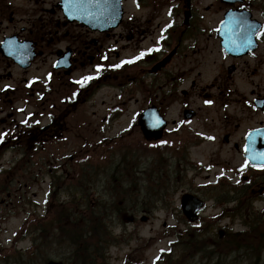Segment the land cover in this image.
I'll return each instance as SVG.
<instances>
[{
  "label": "flooded vegetation",
  "instance_id": "obj_1",
  "mask_svg": "<svg viewBox=\"0 0 264 264\" xmlns=\"http://www.w3.org/2000/svg\"><path fill=\"white\" fill-rule=\"evenodd\" d=\"M122 6L120 22L117 25L109 23L105 31L69 20L61 0H56L49 10L50 19L48 9H45L40 17L29 18L27 24L19 28L13 24L15 13L4 11L0 6V17L8 22L9 29L0 36V62L4 58L7 64L17 67L1 52L3 42L10 37L11 46L31 43L36 54L33 65L49 52L53 54V60L68 59L71 63L68 69L53 71L51 79L31 75L23 80L21 95L32 106L30 116L26 123L19 125L15 123L16 112L0 119L8 137L0 140V147L25 148L29 179L23 193L28 194V189L32 191L33 188L57 192L60 189L50 183V141L56 138L62 141L67 133L81 125H92L85 119V114H81L85 111L81 106L92 103L100 89H115L119 101L109 107L105 118L113 127L124 117L123 105L127 103H123L124 96L128 101L142 100L133 121L142 140L137 119L143 110L154 105L167 121L162 137L154 142L161 153L170 149L179 168L188 167L184 162H189L201 172L211 171L213 167L221 169L216 172L214 181L220 193L219 217H227L230 222L221 227L218 238L227 241L234 234L230 227L235 221L250 227L257 223L258 216L264 217V167L254 166L245 155L250 133L264 130V35H261L264 32V0H122ZM109 15L112 14L109 12ZM224 40L236 47L235 54L225 51ZM210 50H217L221 60L230 63L207 75L204 67L218 63L214 55L208 57ZM30 69L21 70L28 72ZM84 77L92 79L77 83ZM11 78L12 73H2L0 65V100L9 92H18L16 85H1L3 79ZM54 80L58 82L60 106L54 109L56 117L44 124L42 114L47 108L39 105L45 103L49 82L53 87ZM195 99L200 100L197 107L192 106ZM214 114L220 116L213 117ZM95 115L94 111L92 116ZM218 122L222 127H213ZM216 130L223 132L221 137L217 136ZM17 132L18 141L13 142ZM217 140L231 148L225 156L222 150L214 152L208 169L202 160L194 161L193 149ZM70 159L65 163H75L78 157L71 156ZM65 167L63 165L60 173L69 176L70 170ZM210 176L208 173L207 179ZM79 188L74 187V192ZM37 191L32 194L36 196ZM185 192L205 198L198 191L185 189L180 195V203ZM166 202L162 195L160 199L156 196L150 208L162 209ZM175 208L183 215L180 204ZM48 214L49 209L45 217ZM204 223L200 212V219L191 224L197 226L195 229L199 234L196 238H205L202 235ZM164 226L167 227L166 221ZM185 230L183 235L175 236L153 264H175L172 258L177 243L194 238L191 230ZM140 240L133 235L109 237L102 264H145V256L137 255L142 249ZM124 249L128 250L126 254ZM261 252L264 253V248ZM99 260L96 259L94 264Z\"/></svg>",
  "mask_w": 264,
  "mask_h": 264
},
{
  "label": "rangeland",
  "instance_id": "obj_2",
  "mask_svg": "<svg viewBox=\"0 0 264 264\" xmlns=\"http://www.w3.org/2000/svg\"><path fill=\"white\" fill-rule=\"evenodd\" d=\"M54 3H56V0H43L41 2H37L36 0H0V6H2L4 11L8 10V12H10L12 10V12L15 13L16 20L13 24L17 25L18 28L26 25L29 18L36 19L40 17L46 11L45 9H48V19H50L52 15L49 10H51ZM6 7H8V9ZM13 24H11V26H13ZM7 27L8 22L0 17V36L5 31L7 32L9 30ZM47 48L53 50L52 46H48ZM213 55L218 63L217 65L207 64L204 67V71L207 72V75L214 74L216 68L220 70L219 66H227L230 63L229 61L223 62L217 50L209 51L208 57ZM53 58V54L49 52L47 57L39 60L34 65V69H30L28 72H24L18 66H10L5 62V59L2 58L0 62L2 73H12V78L10 80L3 79L1 85L6 83L16 85L18 87V92H9L2 96L0 100V118L6 117L8 113L14 114L16 107L25 105V101L21 95L24 89L23 80L31 75L46 79V75H48L49 71L52 72L53 70ZM235 76L237 77V74H235ZM50 77L51 76H47L48 79H50ZM205 80L207 79L205 78ZM52 83L54 86L52 87L49 84V93L42 106L56 113L52 108L59 106L60 95L57 88L58 82L54 80ZM204 85L205 84H203V86ZM116 93L117 91L115 89L104 87L97 92L92 103L82 105L81 108L85 110L86 113L83 111L81 114L83 116L85 114V119L92 122V125H81L79 128L67 133L65 135V141H62V143L57 141L50 143L49 158L51 161L60 158L58 160H61V163L65 165V160L72 156L70 154L78 157L76 163L66 164V167L70 170L69 176L66 174V179L72 181V178L77 179L79 174L80 176L81 174H85L89 178H86L87 182L91 180L93 185H95L92 189L90 186L86 188L88 191L91 189V194H88L89 196L83 195L87 197L86 202H97L98 198L101 197L103 199H108V201H113L110 208L111 211H114L115 215L113 214L112 219L105 216L107 219L106 225L111 236L133 235L139 237L141 239L139 246L142 249L138 250L137 255L145 256V264L154 263L158 260L160 251L169 246L170 242L174 241L173 239L175 236H177L178 233L186 231L185 229L192 231L194 238L192 239L191 246H194V248H186L185 245H179L178 243L173 253L175 254L172 258L173 262L175 264H214V262L206 257V254L197 252V250L207 245L206 251H209L211 249L209 245L215 244V242L218 241V233L221 227L228 225L230 222L227 217H219L221 213V201L215 200V194H217L218 191L212 190V183L217 177L216 172L221 171V169L219 167H213L211 171L201 172L196 170V167L189 162H184L188 167L183 163L184 167L179 168V163L171 156L170 149L165 150L168 152L166 154L164 153V157H158V155H162L163 153L157 152L154 147H149L147 145L143 146V143L140 141L141 135L138 130L134 128L126 132L127 134H125L123 138L120 137L121 129L124 126L129 125V127H131L134 111L141 106L142 100L128 101V97L124 96L123 103H127L123 105L126 110L123 120L113 127H110L108 122L104 121V117L108 108L119 101ZM195 102L196 103L192 105L193 107L200 105V100L195 99ZM29 108L31 107H27L26 110ZM94 111L96 115L92 116ZM215 116L219 117L220 115L214 114L213 117ZM17 118L19 120L24 119L25 113H20ZM2 126L3 125L0 123V136ZM213 127L221 128L222 125L218 122L214 123ZM215 133L218 137H221L223 132L216 130ZM67 137H69V139ZM219 150H222V154L225 156L226 152L230 151L231 148L222 143L220 144L218 140L211 141L201 148L193 149L192 158L194 161L202 160L208 169V166H211V155L214 152H219ZM14 155V152H8L0 159L5 169L11 165L10 160L14 159ZM125 155L128 156L123 163L122 159ZM63 158L64 162L62 161ZM21 160H26V158H22ZM67 160L69 162L71 159ZM127 166L132 171L130 174H126ZM208 173L211 174L209 179H207ZM126 175L130 176L128 177V181H124L127 178ZM3 177L4 176H0V183L3 181ZM18 177H24V174L20 173L17 175V178ZM115 178L118 180H115ZM120 179H122V183ZM71 181H66V183L73 185ZM74 183H80L82 185L81 180H76ZM86 185L87 183L85 186ZM17 186L18 183H16V185L12 184L11 188H18ZM57 188H60V184L57 185ZM66 189L70 190L69 187ZM185 189L198 191L208 200L202 213V220L205 222L202 227V235L205 237L203 240L196 238V235L198 236L199 234L195 229L197 226H192L186 222L180 210H175V206L180 204L179 198L182 191ZM44 191L45 190H38L36 196H33L32 192H30L28 196L24 195L26 200L22 199L21 196H16L14 198L16 205L12 206L13 208L10 207L7 209L8 207L4 208L0 206V264H20L18 260L13 258L14 256L5 258L14 252L15 249H21V251H25L27 254L33 253L31 255H35L33 257L35 259L32 264H46L48 259L61 260L63 264H77L74 262L73 258H70L71 254L66 248L68 244L66 243L65 234L67 233H65L63 229L59 230V235L58 233H56V235L55 233L53 234V239L57 238L55 243L50 242L49 228L43 231L44 241H38V244L33 241L30 234L26 235L25 233V236H22V234L17 235V232L21 231L23 225L27 222L32 213L40 215L46 209V205H44L46 192ZM161 195L163 198L165 197V199H167L166 205H162V209L157 208V210L149 211L152 210L150 205H153L149 203V201L156 199V196L160 199ZM73 196L75 197V195L65 189L57 191V194L52 196L49 203V206H52L53 209H51L48 218L56 219L60 215L58 210L61 212L68 210L76 215L74 214L73 217L66 218L67 223L73 218L74 229H85L82 213L84 212L87 214L89 206L87 203V207H84V204L81 206L75 205L73 201L77 199V197L74 199ZM27 198H29L28 201ZM32 199H35V202L32 203ZM60 204L62 206L61 209H59ZM143 208L148 209L147 213L143 212ZM228 211L229 210L226 211V216L229 215H227ZM142 214L149 215V219L147 221H141L140 217ZM36 215L34 217H36ZM122 216L125 217V220L131 216H135L136 219L134 223L126 224ZM91 218H93V222H96V218H94L93 215ZM165 221L167 227L164 226ZM67 223L65 224L67 225ZM261 227L264 228V225ZM54 228L59 229L60 226H55ZM230 228L234 233L245 231V227L239 221L232 223ZM31 229L32 228L28 229L27 232L30 233L29 230ZM253 235L254 233L250 234L252 237L251 239L260 241L264 245V240L261 241V238L258 239ZM135 240L138 241L137 239ZM242 243L246 245L249 244L247 242ZM136 244L137 243H132V245ZM100 248L102 249L104 246L101 245ZM227 248L228 246L226 245L221 252H225ZM248 248V246L244 247L232 254L231 257L222 258L220 264H255V255L253 252H250ZM182 249H184V251H182ZM185 249L187 253L184 254ZM247 250H249L250 253H247ZM106 251L107 246L105 248V252ZM124 252L122 251V253L126 254L128 250L124 249ZM173 254H171V256ZM83 255H85V253H83ZM6 259L9 260L6 262L4 261ZM259 260L261 261L260 264H264V253ZM102 262L103 261L100 259L98 263L95 264H102Z\"/></svg>",
  "mask_w": 264,
  "mask_h": 264
},
{
  "label": "trees",
  "instance_id": "obj_3",
  "mask_svg": "<svg viewBox=\"0 0 264 264\" xmlns=\"http://www.w3.org/2000/svg\"><path fill=\"white\" fill-rule=\"evenodd\" d=\"M125 161H123L124 163ZM132 171L131 169H129V167L127 166L126 168V174H130ZM127 178L124 181H128V177H130L129 175H126ZM87 179H89L85 174H82L81 176V183H82V187H81V193L75 197H73L74 199L77 197V199H75L73 201V203L75 205L78 204H84V202H86V198L85 196H89V191L86 190V186H90L92 185V181L89 180L87 182ZM119 178V177H117ZM115 178V180L117 179ZM118 180V179H117ZM120 182L122 183V179H120ZM87 183V185L85 186V184ZM130 184V183H128ZM1 187L3 189H5V182L2 181L1 182ZM85 195V196H83ZM78 198H80L81 200L79 201ZM86 200V201H85ZM113 201H108V199H106L105 201H100V206H99V211L97 214V218H96V222H93V218H91L92 211L90 209L89 206V201L87 202L89 208H88V212L86 213H82V220H83V224L86 228L85 229H74V225H73V218L70 219V222L67 223L66 218H70L71 216L73 217L74 214H72L70 211L65 210L63 212H61L60 210H58L60 213L59 217H57L56 219H52L48 222H42L41 224H37L35 225L37 233H39V237H38V241L42 242L44 241V230H46L47 228L50 229L49 232V238H50V242L51 243H55L57 241V238L53 239V234L58 233V235L60 234L59 230L63 229L65 233V238H66V243L67 245V250L68 252H70L71 257L74 259V262L77 264H92V262H94L96 256L98 254H101V248H100V241L103 240V238L105 237L106 233V220H105V216H107L109 214V212H113L111 211V203ZM114 207V206H113ZM76 215V214H75ZM67 223V225L65 224ZM264 225V224H263ZM55 226H60L59 229L54 228ZM262 224H259L256 226V228L258 227V230H260L259 232L264 234V228L261 227ZM52 229V230H51ZM237 235V238H233L231 240H229L226 245L228 246V248L226 249L225 252H221L222 250L219 249L220 246V241H217L215 243V245H209L210 246V250H207V245H204V247L199 250L200 253L206 254V257L210 259V261L214 262V264H220L222 262V258H226V257H231L232 254L236 253V251H239L241 249H243L244 247H249L248 249L250 250V252H253L255 257V264H260L261 261L259 259H261V255H260V249L262 247H264V245L262 244V242L260 241H255L254 239H251L250 234H246V235H242L245 238V241L249 244H244L242 243L241 240H239L238 238L241 236ZM99 239V241L97 240V238ZM264 240V239H263ZM105 241V239H104ZM104 241L101 243L103 244ZM256 243V244H255ZM234 248V249H233ZM249 250H247V253H250ZM83 253H85V255H83ZM27 256V257H24ZM35 256V255H34ZM33 255H27L25 252H16L14 254V257L16 260H18L20 262V264H29L32 262H34V257ZM9 259H6L4 261H8ZM220 260V262H219ZM260 261V262H259ZM19 264V263H18Z\"/></svg>",
  "mask_w": 264,
  "mask_h": 264
},
{
  "label": "water",
  "instance_id": "obj_4",
  "mask_svg": "<svg viewBox=\"0 0 264 264\" xmlns=\"http://www.w3.org/2000/svg\"><path fill=\"white\" fill-rule=\"evenodd\" d=\"M74 2L78 4L77 11L75 10L77 14V18H80L82 21L86 22L87 24H90V11H89L90 6L96 3L99 5L104 3L103 0H74ZM101 19H102L101 17L97 18V20H101ZM28 65L29 64H26L25 66ZM249 150H250L249 157L253 160V162L256 165H264V155H262L264 154V143H262L261 145H252L249 147ZM187 205H192L195 206L196 208L191 211L190 210L188 211L186 209ZM202 205H203V201L199 200L195 196L188 194L183 197V207L185 208V212L192 221L197 219L196 215L193 216V214H195L196 210L201 208ZM143 220H145V218ZM48 264H59V263L54 260H51L48 262Z\"/></svg>",
  "mask_w": 264,
  "mask_h": 264
},
{
  "label": "snow or ice",
  "instance_id": "obj_5",
  "mask_svg": "<svg viewBox=\"0 0 264 264\" xmlns=\"http://www.w3.org/2000/svg\"><path fill=\"white\" fill-rule=\"evenodd\" d=\"M261 35H264V32L261 33ZM250 42V41H249ZM143 55V54H142ZM99 67V66H98ZM116 67H119V65H116ZM92 77H84L82 81H77V83H86L87 81L91 80ZM264 155V154H262ZM261 167H264V165H261Z\"/></svg>",
  "mask_w": 264,
  "mask_h": 264
}]
</instances>
